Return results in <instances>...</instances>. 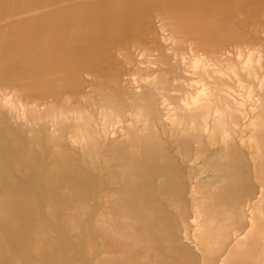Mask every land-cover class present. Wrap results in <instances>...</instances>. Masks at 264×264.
<instances>
[{"label": "rangeland", "instance_id": "obj_1", "mask_svg": "<svg viewBox=\"0 0 264 264\" xmlns=\"http://www.w3.org/2000/svg\"><path fill=\"white\" fill-rule=\"evenodd\" d=\"M62 1L0 0V20L34 11L0 23V80L52 95L68 73L79 76L72 99L49 97L36 123L32 100H17L13 88L0 85V141L11 147L3 157L16 169L29 166L32 180L61 175L62 168L76 173L73 161L37 150L61 140L47 118L55 114L68 142L106 143L88 157L98 186L113 198L122 193L145 223L159 216L179 240L172 249L158 242L162 264H264V0H84L57 7ZM170 198L180 201L179 211ZM17 203L13 210L24 215L18 227L32 229V220L40 221L32 204ZM102 205L104 199L91 227ZM99 239L84 231L81 255L87 258L84 243L93 240L97 256Z\"/></svg>", "mask_w": 264, "mask_h": 264}, {"label": "bare ground", "instance_id": "obj_2", "mask_svg": "<svg viewBox=\"0 0 264 264\" xmlns=\"http://www.w3.org/2000/svg\"><path fill=\"white\" fill-rule=\"evenodd\" d=\"M83 1L84 0H72V1L66 0V1L60 2L57 5V7L69 4L71 2H83ZM44 9H47V8H44ZM33 12L34 11L31 10V11L23 12V13H20L17 15H10L5 20L1 19L0 23H9L14 18H21V17L29 16V15L33 14ZM188 40H190L194 44L196 43L192 38H188ZM200 50L203 51L206 58H208V56L211 55L209 49L201 47ZM28 74H30V73H28ZM87 74L89 75V73H87ZM132 80H133V78H132ZM154 81L153 82L151 81V84L154 83ZM78 82H79V76L77 74H69L68 73L65 76V78L62 80V86L59 89H56L55 93L52 95H48L47 92H44V91H41L43 93H40V94L35 93L37 91L30 92L28 89H26L25 85H23L22 89H21V88H19V85L16 83L8 86V83H6V80H0V85L6 86L7 88H10V87L13 88V95L17 98V100H20L21 98L26 99L28 101L32 100L33 112H35V115L33 116V122L36 123L38 121L40 122L43 119L41 104L44 101H46L49 97L50 98L57 97L59 95V93L63 94L68 100L69 99L71 100L73 97V91H75L78 88ZM40 86H42V85H40ZM145 88H147V87H145ZM146 94H147V92H146ZM148 95H150V94H148ZM151 95H153V94L151 93ZM138 96H140V95H138ZM141 99H139L138 101H143ZM130 102H131V100H130ZM136 104L137 103H135V105ZM145 106H146V104H145ZM138 108H139V110H141L140 104H139ZM146 108H148V107H146ZM186 108H188V106H186ZM182 110H184V109H182ZM86 111H88V110H86ZM17 113H15V115ZM168 113L170 114V112H168ZM22 114H24V113H22ZM111 115H112L111 112L104 111V117L105 118H108ZM47 118L50 119V121L52 123V127L55 129L54 133L56 132L59 135L61 140L56 144L54 143L52 146H48L47 148L41 147L40 143H39V144H37L38 145L37 150L43 155V157H47V156L52 154V156H54V157L66 158L70 161H73L72 167L75 168L76 173L75 172L73 173L72 171L67 172V169L65 170V168H62V172H61L62 174L61 175H58V174L53 175L52 174L51 178H49L47 180H42L37 175H36L37 176L36 179H33V180L29 179L28 177H31V176L35 177V175H33L31 173L30 169L28 168L29 166L26 168L20 169V170L16 169L15 168L16 165L14 167V165H12L8 159L3 157V152H5V151L9 152L10 146L8 147V144L0 141V264H162L161 257L163 255V252H161V249H160L158 242H160V241L165 242L168 245L169 249H172L173 245H177L179 242V240H173L171 238L169 227L166 226V224L159 219V216H155L154 218H151L152 219L151 221L145 223L138 215H136L134 213V210L132 209L131 205L129 206L127 204L126 200H124V197H122V195H123L122 193H120L118 195V198H113L114 196H110V195L108 196L109 192L106 191V187L98 186V183L95 181V179L89 173L88 169L90 167H92V164H91L89 158L96 152V150H99L106 143H102V144L98 143V145H92V144H89L87 142L81 143L80 141H78V139L75 140V138H74V140H75L74 142L72 140L73 143L68 142L66 139H64V136L62 135L61 131L59 130L58 116L55 114H52V115H48ZM63 119L68 120L67 116H63ZM84 119L86 120V118H84ZM92 119H94V118H92ZM102 119H103V116H102ZM13 122L15 123V120ZM102 123H104V120ZM118 123H120V122H118ZM110 124H111V122H110ZM163 124H164V122H163ZM24 125L28 126L27 128L33 127V124L30 123L29 121H26ZM85 127H86V125H85ZM106 127H105V129H106ZM110 127H112V126H110ZM10 128H12V127H10ZM24 128H26V127H24ZM3 129H4V127H3ZM145 130H147V129H145ZM79 132H80V130H79ZM84 132H85V130H84ZM112 133H113V131H112ZM31 135L32 134H30V136ZM103 136H104V134H103ZM132 136L135 137L134 135H132ZM3 140H5V139H3ZM24 140H23V142H24ZM102 142H104V141H102ZM10 143H12V142H10ZM31 144L33 145L34 142H31ZM138 145H139V143H138ZM26 149H28V148H26ZM257 150H258V152H261V147L259 146ZM27 152H26V154H27ZM32 152H34V151L32 150ZM17 153L18 152H16V155H17ZM21 153H22V150H21ZM31 155L32 154L30 153V156ZM28 156H29V154H28ZM33 158L35 159V157H33ZM27 159H28V157H27ZM23 161H25V160H23ZM26 161L28 162V160H26ZM51 165H53V164H51ZM57 166H59V165H57ZM245 174H246V172H245ZM44 175H45V173H44ZM135 179H136V177H135ZM233 179H235V178H233ZM104 180H106V179H104ZM137 182H139V181H137ZM113 183H114V181H113ZM144 183L145 182H143V184ZM119 184H120V182H119ZM135 184H133V185H135ZM105 185H106V183H105ZM138 187H139V185H138ZM146 187H147V185H146ZM132 188H135V187H132ZM118 189H120V187H118ZM138 189H140V188H138ZM151 189H152V187H151ZM136 190H137V188H136ZM138 191H140V190H138ZM233 193H234V191H233ZM143 194L145 195L146 193L144 192ZM143 194H142V196H143ZM120 195H121V197H119ZM238 195H239V193H238ZM142 198L144 199L146 197L143 196ZM101 199L102 200L104 199V205H102L101 210H99L96 213V216L94 218V225L91 227V223H90L91 216H92L94 210L97 209L98 201ZM143 199H142V202H143ZM167 201H169L177 211L180 210V201H177L173 198H170ZM17 202H20L21 204H24V205L26 202H29L32 204L30 206L32 208L31 210H32L33 215L37 216L40 219V221L38 222V221L32 220V218H31L32 223H33L32 229H22V228L18 227V225L22 224V221L24 220L23 219L24 215L13 210L12 206ZM144 202L146 203V200ZM24 205H23V207H24ZM219 208H217V212H219L218 211ZM239 208H241V207H239ZM23 210H24V208H23ZM235 211H236V209H235ZM201 212L204 213L203 211H201ZM227 213H229V212H227ZM227 213L226 214L225 213L224 214L219 213L217 215V217H220V218L226 217L225 215H227ZM155 214H153V215H155ZM198 214H200V213H198ZM233 214H235V213H233ZM27 215H28V213H27ZM27 215H25V217ZM199 216L197 215V217H199ZM213 216H214V214H213ZM30 217H29V219H30ZM200 217L203 218V215ZM233 217H234V215H233ZM202 218H200V219H202ZM215 220H217V219H215ZM227 220H228V218H227ZM229 220H232V219H229ZM218 221L219 220H217V222ZM224 221H225V219H224ZM212 222H215V221L213 220ZM226 223H225V225H226ZM202 224H204V222ZM219 224H221V223H219ZM42 226H44V227L48 226V228H46L45 230H41L40 227H42ZM31 227H32V225H31ZM220 228H221V226H220ZM228 228H230V227H228ZM231 228H233V227H231ZM156 229H157V231L159 230L162 233L164 231V235L162 236L161 235L162 233L156 234L155 233ZM92 230H94L95 233H97L100 236V239L102 242L101 247L103 248V250L101 252L99 251V254L97 256H94V253L96 250V244L94 242H92L93 240H91V241L86 240L84 243V251L87 254V258H86V257H83L81 255L82 253H80L81 249L83 248V247L82 248L80 247V246H82L81 234L84 231L87 233H91ZM208 231H210V230H208ZM229 232H231V231H229ZM229 232H228V234H229ZM201 234H202V232H201ZM220 237H219V240H220ZM211 238L209 240H211ZM224 239L225 238H223V240ZM228 239L229 238H227L226 240L228 241ZM214 241H216V240H214ZM224 242H225V240H224ZM216 244H217V242H216ZM210 245H207V246H210ZM198 247H201V246H198ZM210 248H211V246H210ZM207 249H209V248H207ZM215 250L218 251V249H215ZM208 251L210 252V250H208ZM161 253H162V255H161ZM204 258H205V255H204ZM206 258H207V256H206Z\"/></svg>", "mask_w": 264, "mask_h": 264}, {"label": "crops", "instance_id": "obj_3", "mask_svg": "<svg viewBox=\"0 0 264 264\" xmlns=\"http://www.w3.org/2000/svg\"><path fill=\"white\" fill-rule=\"evenodd\" d=\"M6 18H4L3 20H5Z\"/></svg>", "mask_w": 264, "mask_h": 264}]
</instances>
